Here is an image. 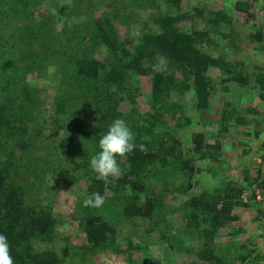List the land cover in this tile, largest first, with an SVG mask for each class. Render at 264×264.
Wrapping results in <instances>:
<instances>
[{
	"label": "trees",
	"instance_id": "trees-1",
	"mask_svg": "<svg viewBox=\"0 0 264 264\" xmlns=\"http://www.w3.org/2000/svg\"><path fill=\"white\" fill-rule=\"evenodd\" d=\"M42 1L0 0V234L8 239L14 264H62L66 258L80 261L98 251L113 253L120 249L117 241L119 226L123 225L129 234L122 237L128 245L122 250L130 264L138 259L143 264H156L146 256L148 245L145 243L150 237L166 241V250L191 255L193 264H233L235 259H246L247 254H239L233 255L232 260L229 248L218 249L214 239L221 228L239 218L238 206L249 205L244 192L252 193L255 189L249 187L246 179H234L227 172L220 174L212 163L207 169L213 174V186L199 193L192 192L190 181L199 169L195 166L196 158L210 156L216 160L220 146L217 144L211 150L206 132L193 131L186 143L191 147L185 145L184 151L182 138L186 139L188 134L177 136L173 132L181 125L182 117L186 123H192V118L181 115L172 128L163 117L186 108V99L176 100L172 96L180 89L184 92L195 89L196 97L192 100L195 109L209 110L211 97L217 90V79L208 73L212 66L222 68L221 82L239 79L246 84L249 81V74L242 69L246 67L244 58L231 60L228 50L215 47L221 43L214 39V32L228 38L233 34L230 16L203 5L194 7V11L185 10L182 0H68L58 4L55 11L43 14L39 12ZM256 3L260 4V0H235L236 11L252 16ZM80 14L84 18L80 19ZM59 15L64 17L61 23ZM197 17L207 19L208 27L190 30L184 27L185 21ZM122 26L125 30L119 36ZM222 26L229 30H221ZM253 38L261 39V31L257 30ZM158 53L168 61L163 74L141 66L144 58L155 63ZM54 57L60 66L56 69L59 86L54 90V107L47 110L39 97V87L28 85L23 75ZM139 75L148 76L152 81L150 110L137 109L139 89L135 77ZM257 79L263 99L264 70L258 72ZM122 100H129L134 106L131 112L119 107ZM248 110L257 112L252 107ZM133 111L137 112L136 116ZM48 115L54 122L49 136H58L64 131L66 139L48 150L49 163L30 166L29 161L22 160L29 156L24 155L31 145L27 135L31 133L30 128L35 135L43 133L36 122L38 117ZM91 116L93 121L88 126L87 119ZM233 117L240 124L250 122L233 100H227L218 131H228ZM117 118L125 120L130 127L136 148L124 158L117 157L122 175L110 177L105 185L95 178L90 158L99 151L100 137ZM22 168L35 169L37 176L46 172L54 187L50 191L37 187L34 189L37 199H26L27 193L17 178ZM75 170L81 172L77 176L85 175L88 179V195L99 192L105 197L100 208L79 204V217L87 237V243L81 248L56 242L59 220L54 213L55 200H51L54 190L71 185L76 178ZM170 173L185 177L171 189L186 195L180 206L172 208L180 210L177 225H172V210L163 211V200L152 185L154 178L168 183ZM249 176L246 171L244 177L249 179ZM259 184L264 187V177ZM250 196L254 197V193ZM163 212H169L168 220L172 223L167 224L169 229L157 227L159 218L154 220ZM140 220H149L150 227L147 234L143 232V241L134 242L132 227L135 223L141 224ZM154 227L159 228L160 236L152 234ZM136 250H143V254L135 257Z\"/></svg>",
	"mask_w": 264,
	"mask_h": 264
},
{
	"label": "rangeland",
	"instance_id": "rangeland-1",
	"mask_svg": "<svg viewBox=\"0 0 264 264\" xmlns=\"http://www.w3.org/2000/svg\"><path fill=\"white\" fill-rule=\"evenodd\" d=\"M68 2V0H43L39 6V12L43 14H49V10L55 11V7L58 4H63ZM205 6L214 10H222L228 16H230L232 23L234 24V31L230 38L222 36L221 33L214 32V39L221 43L220 46H215L218 50H228L229 58L231 60H236L239 58H244L246 67L242 68L245 74H249L250 79L246 84H242L238 80H230L221 82L219 77L223 72L222 68L212 66L209 68V74L214 77L216 81V92L211 97V106L206 112L199 111L195 109L194 102L189 101L186 97L184 90L180 89L177 93L172 96L174 99H186V108L178 111L177 113H171L170 115H163L168 121V125L172 128L176 126L178 117L181 115H188L192 118V123H186L183 117L181 120V125L179 128L173 132L177 136L181 134L185 135L183 140L184 151L187 147H191L190 144H186L190 135L193 131H203L206 132V141L210 146L211 150L215 149V145L219 144L220 149L217 152L216 160H212L210 156L207 158H196L195 166L199 167L197 173L193 176L190 181L193 183L192 192L199 193L207 186H213L214 178L213 174L208 168L212 163L215 164L216 170L221 173L227 172L234 179L244 180L250 182L249 187L254 188V197L250 196L252 193L250 191L244 192L245 201L249 200V205H240L236 208L239 218L234 221L229 226L221 228L214 239V243L217 245L218 249L228 250L231 254L232 260L234 256L239 254H247L246 259H235L233 264H264V187L259 184L261 177H264V98H260V92L262 91L258 84V72L264 70V0H260V4L256 3L254 9V15L249 16L248 13L242 14L236 11L235 0H182V6L185 10L194 11L196 6ZM100 11L97 10V13ZM206 14H209L208 10H205ZM44 16V15H42ZM213 17V15H212ZM79 18H84V14H80ZM189 19L185 21L184 27L188 30L194 27L207 28V19L199 18ZM63 15L58 16V21L61 23L63 21ZM221 30L228 31L229 28L221 27ZM125 28L122 26L118 31L119 36ZM257 30L261 31V39H254L253 34ZM223 46V48H222ZM222 48V49H221ZM101 54V53H100ZM239 68V67H238ZM56 69H60L59 64L55 63L54 60H48V63L43 61L42 67L27 71L23 76H25L26 83L33 86L39 87L38 94L39 97L44 100V106L46 109H53L54 104V90L56 86H59L58 82V72ZM241 69V68H240ZM241 69V70H242ZM227 76V74H225ZM216 78V79H215ZM136 86L139 91L137 92V109L139 111L150 110L151 103L148 100L152 93V81L151 78L144 75H139L135 77ZM28 84V85H29ZM228 86V87H226ZM242 95V99L239 96ZM227 100H233L234 105L240 110L241 114L246 116L250 122L248 124H240L235 122V118H231L232 125L229 127L228 131L220 132L218 131L221 126L220 115L223 110ZM119 107L123 111L131 112V108L134 107L129 100H122ZM254 108L257 112L249 111L248 109ZM137 112L133 111V115L136 116ZM235 114V113H234ZM39 128H43V133H37L33 128H30V132L27 137L29 138L30 144L28 150L24 152V155H29L22 159L30 166L34 165H46L49 163L51 154L48 150L52 145L66 139V132L62 131L57 136L52 134L49 136L51 130L54 129V122L51 117H38ZM93 121V116L87 119L88 126L91 125ZM258 121V123L256 122ZM53 126V128H52ZM76 133V132H72ZM81 134V133H80ZM33 136V139H32ZM78 136V135H77ZM185 145L187 147H185ZM81 148V146L79 145ZM205 150L206 147L203 146ZM87 150V149H86ZM85 150V151H86ZM187 151V155L189 154ZM73 157L75 153H72ZM35 156V157H33ZM36 156L40 157L36 158ZM55 157V155H54ZM29 158V159H28ZM29 161V162H28ZM36 161V162H34ZM39 162V163H37ZM29 167V166H27ZM246 171L250 173L249 179L244 177ZM35 169L22 168L20 174L17 177L24 186L25 193H27V198L37 199V195L34 193V189L41 187L47 191H50V187H54L50 179L49 174H43L42 176H37ZM76 178L71 183V185H64L54 190V197L51 198L54 207L55 217L58 218V241L62 246L65 244L72 243L76 245L77 248H81V245L87 243V237L84 233L83 226L81 224V219L79 215V204L83 202L85 195L87 194V181L85 175H80L81 172L78 170L74 171ZM171 174V173H170ZM252 176V177H251ZM184 178H179L176 175L171 174L168 177V183L163 181L153 179V188L156 189L158 194H160L161 200H163V211H170L173 207L180 206V204L186 199L185 192L180 190L172 191L175 186H177ZM48 181V182H47ZM166 183V187H165ZM56 189V188H55ZM253 189V190H254ZM155 192V191H154ZM169 207H168V205ZM156 216L159 218V225L157 227H162L164 229L167 224H172L168 220V213H164ZM172 212V220L174 224L177 225L180 215V210L170 211ZM174 215V216H173ZM123 217L119 220L122 222ZM141 224H134L131 235L135 241H143V232L146 233L149 220H140ZM131 225V224H130ZM173 227V226H172ZM127 227L119 226V240L120 243L118 247L120 249L113 251L104 250L98 251L94 254H89L80 259V261H75L74 258H70V261L66 258L62 264H130L129 260L126 258L125 253L122 248L127 247L126 240L122 237L128 235L126 232ZM159 228H152L155 236L159 235ZM169 229V228H168ZM240 230V231H239ZM235 232L237 234L235 235ZM147 234V233H146ZM69 239V240H68ZM235 242L232 246L231 244ZM237 241L240 247L237 249ZM145 244L148 245L147 258L151 259L152 263L156 264H193L192 256L180 251H175L173 249L166 250V241H157L156 238L152 239L150 237L149 241ZM235 248V250H234ZM120 250V251H119ZM235 251V252H234ZM143 254V250H136V256L139 257ZM171 255V258H168ZM234 255V256H233ZM173 257L177 258V261ZM230 257V258H231ZM174 260V261H173ZM133 264H143L141 260H135Z\"/></svg>",
	"mask_w": 264,
	"mask_h": 264
},
{
	"label": "clouds",
	"instance_id": "clouds-1",
	"mask_svg": "<svg viewBox=\"0 0 264 264\" xmlns=\"http://www.w3.org/2000/svg\"><path fill=\"white\" fill-rule=\"evenodd\" d=\"M168 61L162 54H157L155 63L147 58L141 61V66L151 69L153 73L163 74L167 71ZM189 101L196 97L195 89L186 93ZM95 126V125H94ZM135 137L125 120L117 118L109 126L107 132L99 139V151L90 158L91 170L96 174V179L103 181L107 185L109 178H118L122 175V170L118 165L117 157L124 158L136 148ZM143 150V145H140ZM83 207L100 208L105 203V197L99 192L91 195L84 194ZM0 264H14L10 254V245L6 235L0 234Z\"/></svg>",
	"mask_w": 264,
	"mask_h": 264
}]
</instances>
